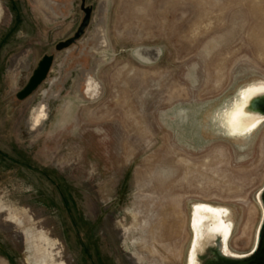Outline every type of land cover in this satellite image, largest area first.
Returning a JSON list of instances; mask_svg holds the SVG:
<instances>
[{"label":"rangeland","instance_id":"1","mask_svg":"<svg viewBox=\"0 0 264 264\" xmlns=\"http://www.w3.org/2000/svg\"><path fill=\"white\" fill-rule=\"evenodd\" d=\"M58 1L49 22L32 0H0V264H184L198 201L229 205L230 247L249 251L264 123L240 150L210 117L264 80V0H107L95 97L75 88L89 36L69 56L55 50L78 29L81 0ZM99 1L85 0L92 16ZM138 47L160 55L149 65ZM49 54L52 86L18 100ZM46 89L59 94L37 133L30 113Z\"/></svg>","mask_w":264,"mask_h":264},{"label":"bare ground","instance_id":"2","mask_svg":"<svg viewBox=\"0 0 264 264\" xmlns=\"http://www.w3.org/2000/svg\"><path fill=\"white\" fill-rule=\"evenodd\" d=\"M150 47H141V48L138 47V49H136V51H135L136 58L142 62L149 63V65H150V62L155 61L160 55V51L157 48H150ZM134 50H135V48H134ZM145 72H147V71H145ZM133 73L134 72H132V74ZM261 87H264V80H257V81H254L252 83L246 84L241 88L236 89L237 95L233 99H231V101H229V103L226 107H224V111L219 110L216 113L214 112L210 117L212 125L213 124L217 125V122L216 123H214V122L217 120L218 117H220L218 119V121L221 122V124L223 126L222 131L227 136H229L230 139L233 140L235 145L240 150H243L245 148L247 140L250 139L251 137H253L255 135V133L261 128V125L264 123V112L257 108L259 105L258 100H264V96L260 95L256 91L257 89H259ZM249 89H251L252 91H248ZM37 90H39V89L37 88L36 90H34L28 97L32 96ZM245 92L247 93V95L242 96L241 93H245ZM58 94H59V92L56 93V97L58 96ZM28 97H26V98H28ZM255 100H257V101H255ZM241 106H243V113H238L237 110ZM169 112H170V108H169ZM164 115H165V113H164ZM186 118H187V116H186ZM46 119H47V117L44 118V120L42 121V124H38V126H36V127H39L37 130H35L36 132H39L42 129L43 125L45 124L44 121H47ZM161 120H162V118H161ZM233 129H235L234 135L230 134V132ZM168 130H169V128H168ZM175 137H176V135H175ZM192 147H193V145H192ZM263 186H264V184H263ZM263 198H264V195L262 194V192H259L255 197L257 207L260 211V218H259L257 226L255 227L254 242H253V244H251L252 247L250 248L249 251L243 252L241 254L240 253L239 254L233 253L230 260L237 261V262L238 261H244V260H247L248 258H250L256 252L258 244H259V237L262 233L261 222H262V219L264 218ZM198 206H206V207H198ZM209 208L216 210L217 214H211L210 215V213H207V210ZM196 209H200V211L198 213H195ZM205 210H206V212H205ZM224 213H230V214L234 215L232 208L229 205H225V204H214V203L206 202V201L205 202L204 201H198V202H193L189 206L188 228H189V232L191 234V239L189 238L188 243H187V247L185 250L184 264H205V259H206V252L205 251H206L207 245L204 244V237H202V235L200 233H198V231L203 226H231V224H228L225 222ZM194 222H195V229L193 228ZM234 226H235V224H234ZM60 264H67V263L65 261L61 260ZM226 264H231V263L226 262Z\"/></svg>","mask_w":264,"mask_h":264},{"label":"flooded vegetation","instance_id":"3","mask_svg":"<svg viewBox=\"0 0 264 264\" xmlns=\"http://www.w3.org/2000/svg\"><path fill=\"white\" fill-rule=\"evenodd\" d=\"M32 3L41 11L44 18L49 22H56L57 19L61 15L60 9L61 7H63V4H61V2H59L58 0H32ZM106 12H107V0H100L97 6V9L94 11V15L92 16L91 14L92 18L90 19V24L85 29L84 34L80 38L75 40L72 43V45L65 48L61 53H57V56H58V55L63 54V52H66L67 56H69L78 43L84 42L87 35L89 36V40L93 41V45L91 47V55L93 57L92 65L90 69L85 68V66L82 67L81 75L78 74V78L76 79V82H75L76 92L80 94L81 93L80 86L85 83V85L83 86V87L86 86L85 93L90 97H95L96 95H98V91H99L98 83L94 78V74L102 60L101 57H97L96 53H100L102 51V49L104 48L102 47L103 43L106 42L105 35H104ZM92 25H96L94 30L91 29ZM73 36L74 34L71 37ZM65 58L67 60V57ZM56 62H57V59L54 58L53 64H55ZM63 62H61V65L63 64ZM83 64L84 63H82V65ZM22 65L25 67H29V64L26 62H22ZM53 68H54V65L50 68L49 73L51 72ZM49 73L46 79L38 87L39 90H41L45 82H49L51 86L54 83L55 80L54 79L52 80L50 78ZM57 92H58L57 90L46 89L43 92L44 100L38 102L32 108L31 113H30V125L32 129L37 130L39 127H36V126H38V124H42V121L44 120L45 117H47L48 119L49 108H50L49 100L54 96L56 97ZM32 97L33 95L26 98V100H31ZM65 103L67 105L68 102H65ZM199 211L200 209H196L195 213H198ZM215 211L216 210L209 208L207 210V213H210V215L217 214V211L216 212ZM224 220L226 223L231 224V226H203L198 231V233H200L202 237H204V244L207 245V248L205 251L206 252L205 264H210L209 261L212 258L217 259L218 256L220 255L223 256L225 259L230 260L233 253L234 254L243 253V252H237L230 247V242L233 239V236H234L233 232L235 230L234 215L230 213H224ZM189 238L191 239V234ZM252 238H253L252 239V244H253L254 235ZM222 264H226V262H223Z\"/></svg>","mask_w":264,"mask_h":264},{"label":"water","instance_id":"4","mask_svg":"<svg viewBox=\"0 0 264 264\" xmlns=\"http://www.w3.org/2000/svg\"><path fill=\"white\" fill-rule=\"evenodd\" d=\"M80 8L83 11V17L78 26V29L74 33L73 37L68 38L64 41L58 42L55 45L56 51L63 50L69 47L70 45H72V43L75 40H77L84 34L85 29L88 27L90 23V19H91L92 9L91 7L85 6V0H81ZM53 61H54L53 54L44 55L41 58V60L38 62L36 69L33 71V74L30 76L29 80L27 81L26 85L20 91L16 93V98L18 100L25 99L34 90L38 88V86L46 79L50 71V68L53 65ZM258 101H259V105L257 108L264 112V100H258ZM259 192H262V194L264 195V186ZM263 203H264V198H263ZM261 225H262V233L259 237V244H258L256 252L250 258L244 261L237 262V261L225 259L223 256L220 255L218 256L217 259L212 258L209 261V263L210 264H222L223 262H229L231 264H264V218L262 219Z\"/></svg>","mask_w":264,"mask_h":264},{"label":"snow or ice","instance_id":"5","mask_svg":"<svg viewBox=\"0 0 264 264\" xmlns=\"http://www.w3.org/2000/svg\"><path fill=\"white\" fill-rule=\"evenodd\" d=\"M248 91H252L251 89H249ZM260 95L264 96V87H261L259 89L256 90ZM242 96H246L247 93H241ZM238 113H243V106H241L238 110ZM230 134H235V129H233ZM198 207H206V206H198ZM193 228L195 229V222L193 223Z\"/></svg>","mask_w":264,"mask_h":264}]
</instances>
